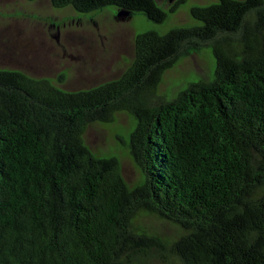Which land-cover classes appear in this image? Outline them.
Listing matches in <instances>:
<instances>
[{
    "label": "trees",
    "instance_id": "obj_1",
    "mask_svg": "<svg viewBox=\"0 0 264 264\" xmlns=\"http://www.w3.org/2000/svg\"><path fill=\"white\" fill-rule=\"evenodd\" d=\"M51 2L165 16L155 0ZM191 15L138 32L127 70L88 89L0 69V264H264V0ZM204 45L210 76L161 96L165 71ZM122 112L135 183L85 139Z\"/></svg>",
    "mask_w": 264,
    "mask_h": 264
},
{
    "label": "rangeland",
    "instance_id": "obj_2",
    "mask_svg": "<svg viewBox=\"0 0 264 264\" xmlns=\"http://www.w3.org/2000/svg\"><path fill=\"white\" fill-rule=\"evenodd\" d=\"M155 1L165 16L150 19L140 11L125 18L117 17L114 9L82 15L70 7L55 8L51 0H0V69L54 80L65 74L60 85L64 89H88L117 79L127 70L135 58L138 32L158 29L166 33L196 25L192 7L215 0ZM213 66L208 45L196 54L182 53L165 71L158 93L171 97L189 82L208 78ZM132 124L131 114L122 112L110 125L90 126L85 139L97 152H114L125 178L135 183L140 173L123 144V133Z\"/></svg>",
    "mask_w": 264,
    "mask_h": 264
},
{
    "label": "water",
    "instance_id": "obj_3",
    "mask_svg": "<svg viewBox=\"0 0 264 264\" xmlns=\"http://www.w3.org/2000/svg\"><path fill=\"white\" fill-rule=\"evenodd\" d=\"M171 2L174 0H170ZM130 14V10H128L127 8L124 7H119L118 13H117V17H121V18H125Z\"/></svg>",
    "mask_w": 264,
    "mask_h": 264
}]
</instances>
